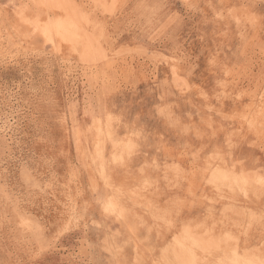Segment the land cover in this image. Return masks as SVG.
<instances>
[{"label":"rangeland","instance_id":"1","mask_svg":"<svg viewBox=\"0 0 264 264\" xmlns=\"http://www.w3.org/2000/svg\"><path fill=\"white\" fill-rule=\"evenodd\" d=\"M180 256L264 264V0H0V264Z\"/></svg>","mask_w":264,"mask_h":264},{"label":"bare ground","instance_id":"2","mask_svg":"<svg viewBox=\"0 0 264 264\" xmlns=\"http://www.w3.org/2000/svg\"><path fill=\"white\" fill-rule=\"evenodd\" d=\"M40 3V2H39ZM39 3H38V5H39ZM45 3H46V0H45ZM39 6H41V5H39ZM43 6V5H42ZM45 6H47V5H45ZM46 8V7H45ZM38 9H39V7H38ZM81 14V13H80ZM79 14V15H80ZM39 17H40V15H39ZM72 18H73V16H72ZM71 18V19H72ZM23 19H25V18H23ZM27 19V18H26ZM38 19V18H37ZM28 21V20H27ZM34 21V20H33ZM32 21V22H33ZM38 21H40V20H38ZM38 21H36V22H38ZM49 21V20H48ZM58 21H60V20H58ZM58 21H56L57 23H58ZM64 21V20H63ZM72 21V20H71ZM87 21V20H86ZM52 22V21H51ZM61 22H62V20H61ZM69 22H70V20H69ZM69 22H65V24L64 23H58V24H55L56 26H54L55 27V30H56V33H58V34H62V35H66L67 34V30H68V27L70 28V26L68 25L69 24ZM27 23V22H26ZM34 23V22H33ZM40 23V22H39ZM38 23V24H39ZM53 23V22H52ZM52 23H50V26L52 25ZM66 23H68V24H66ZM72 23V22H71ZM28 24V23H27ZM36 24V23H35ZM41 24V23H40ZM39 24V25H40ZM48 24V23H47ZM73 24H75V22L73 23ZM72 24V25H73ZM37 25V24H36ZM45 26H46V24H44ZM44 25H43V27H44ZM49 25V24H48ZM54 25V24H53ZM53 25H52V27H53ZM76 25V24H75ZM74 25V26H75ZM82 25V24H81ZM32 26V25H31ZM52 27H50V28H52ZM72 27V26H71ZM44 30H45V28H43ZM79 29H81V28H79ZM41 30V29H40ZM73 31H74V29H72ZM72 30H71V32H72ZM47 30H45L44 32H46ZM77 31H80V30H77ZM43 32V34H45ZM70 31H69V35H71V37H73V39H74V37L75 38H77L78 36H72V34L74 35V33H71ZM74 32H76V31H74ZM40 33V32H39ZM41 33H42V31H41ZM40 33V34H41ZM54 33V32H53ZM53 33H51V34H53ZM80 32H78V34H79ZM42 34V35H43ZM76 34H77V32H76ZM47 35V34H46ZM45 35V36H46ZM55 35V34H54ZM44 37V36H43ZM47 37V36H46ZM52 37V36H51ZM60 37V36H59ZM64 37V36H63ZM80 38V37H79ZM60 39H64V38H60ZM66 39V38H65ZM70 39V41H72L73 42V40H71V38H69ZM47 40V39H46ZM56 40V39H55ZM64 41V40H63ZM66 41H68L69 42V40L67 39ZM66 43V44H69V43ZM79 42V41H78ZM64 43H65V41H64ZM75 43V42H74ZM73 43V44H74ZM58 44H60V43H58ZM90 44H92L91 42H90ZM53 45V44H52ZM56 46H57V44H56ZM92 46V45H91ZM90 46V47H91ZM59 47H61V46H59ZM58 49V48H57ZM58 50H60V49H58ZM61 51V50H60ZM89 57V56H88ZM94 88V87H93ZM133 110V109H132ZM100 155V154H99ZM102 170H104L103 168H102ZM103 172V171H102ZM103 174V173H102ZM220 174V173H219ZM227 175V174H226ZM220 177H222V178H225V176L224 175H219ZM228 177H230V176H228ZM259 178H262V176L261 177H259ZM243 181H244V179H242ZM259 180V179H258ZM253 181H254V179H253ZM239 183V182H238ZM240 184V183H239ZM243 184V183H242ZM257 184V183H256ZM244 187V186H243ZM120 235V234H119ZM176 258H178V257H176ZM180 258V260H181V262H184L185 260H183L182 258H181V256L179 257ZM175 260V259H174ZM178 261V260H177ZM198 261V260H197ZM197 261H195V259H193V257H190V256H187L186 257V261L184 262V264H197ZM236 261V259L234 258V262ZM178 263V262H177ZM248 263V262H247ZM246 263V264H247ZM255 263V262H254ZM249 264H251V263H249Z\"/></svg>","mask_w":264,"mask_h":264}]
</instances>
